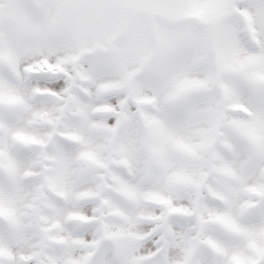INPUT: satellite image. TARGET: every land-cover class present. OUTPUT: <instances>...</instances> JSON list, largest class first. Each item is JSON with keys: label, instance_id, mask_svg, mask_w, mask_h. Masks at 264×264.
Instances as JSON below:
<instances>
[{"label": "clouds", "instance_id": "1", "mask_svg": "<svg viewBox=\"0 0 264 264\" xmlns=\"http://www.w3.org/2000/svg\"><path fill=\"white\" fill-rule=\"evenodd\" d=\"M0 264H264V0H0Z\"/></svg>", "mask_w": 264, "mask_h": 264}]
</instances>
